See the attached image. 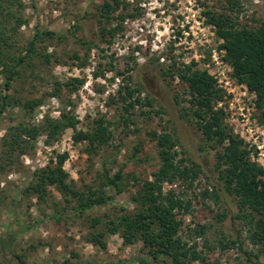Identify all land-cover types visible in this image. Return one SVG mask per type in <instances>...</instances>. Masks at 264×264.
<instances>
[{"label": "rangeland", "instance_id": "1", "mask_svg": "<svg viewBox=\"0 0 264 264\" xmlns=\"http://www.w3.org/2000/svg\"><path fill=\"white\" fill-rule=\"evenodd\" d=\"M105 1L115 4V0H23L26 23L16 35L18 42L26 44L37 27L64 31L68 40L49 43L52 44L48 48L51 62L38 64L37 74L29 75L28 79L22 77V82L20 79L15 83V89L23 98H37L52 92L56 81L63 86L60 98L48 96L32 113L18 108L9 110L0 120V141L11 116L15 121L41 125L46 115L60 118L66 111L79 120L78 129L90 131L99 116L117 124L121 122L112 144L98 153L89 155L85 143H75L73 129L67 128L52 143H47L46 136L41 135L27 154H17L15 163L0 171V236L43 220L32 230L21 233L13 243L14 250L27 262L144 264L149 261L146 264H156L142 242L125 243L120 233H112L108 223L118 222L120 216L135 210L132 195L145 180L153 179V172L160 166L157 142L149 132L167 130L178 138L177 149L203 169L191 188H183L182 183L165 184V189L182 188L192 202L190 211L183 215L180 234L190 245L197 244L208 264L216 261L243 264L246 257L238 245L223 246L237 239L241 231L245 250L258 248L247 239L246 225L236 219L235 196L225 191L217 179L215 153L209 148L200 149L207 146L206 141L193 119L188 83L180 77L178 69L194 62V68L207 69L217 79L223 94L217 107L225 111L229 127L244 138L251 157L264 166V113L256 106L255 93L234 76L233 65L220 48L222 41L205 15L207 10L238 14L243 25L260 27L264 25V0H239V5L234 7L226 0H118L120 5L115 17L108 23L106 19L100 23L97 7ZM121 14L126 17L119 19ZM103 25L108 28L106 34L101 31ZM118 26L117 33L109 30ZM76 39L94 44L93 48L88 51ZM74 54L79 57H73ZM84 60L86 64L80 67L78 64ZM169 70L174 76L166 74ZM74 79L80 81L74 84L71 81ZM125 83L140 88L135 95L153 103L152 109L150 105L135 107L134 121L128 129L121 120L125 103L119 92ZM148 110L152 112L145 113ZM136 147L141 150L137 152ZM1 151L0 143V154ZM63 153H68L64 168L78 188L100 183L98 175L105 163L112 174L124 167L125 189L118 193L116 188L106 187L111 200L83 214L74 212L72 204L64 200L55 186L49 187L51 197L47 202L37 194L24 193L31 173L56 162L57 155ZM206 190L208 193L215 190L218 198L205 195ZM58 210L65 212L64 215L52 218ZM224 213L226 217L222 218ZM94 218L101 221L93 225ZM202 226V234L189 230ZM99 232L104 234L102 239L107 243L104 248L92 241ZM5 258L0 253V264H8Z\"/></svg>", "mask_w": 264, "mask_h": 264}, {"label": "trees", "instance_id": "2", "mask_svg": "<svg viewBox=\"0 0 264 264\" xmlns=\"http://www.w3.org/2000/svg\"><path fill=\"white\" fill-rule=\"evenodd\" d=\"M226 1L232 7L239 5V0ZM114 2L115 4L105 1L98 5L97 15L100 23H104L105 19L108 23L112 17H115L113 15L120 3L118 0ZM24 8L23 0H0V120L9 110L18 108L26 113H32L45 103L48 96L57 98L61 96L63 85L59 81L54 83L56 87L52 92L43 97L23 98L15 89V83L20 79L22 82V77L28 79L29 75L37 74L38 64L51 62L52 54L48 53V48L52 44L49 43L68 40V35L64 31L37 27L26 44L18 42L16 35L19 28L26 23ZM129 15L135 16V14ZM205 15L208 24L215 28L218 38L222 41L220 48L225 51L226 59L232 63L234 76L245 84L249 91L255 93L256 106L264 113V25L260 27L243 25L239 21L238 14L234 16L227 12L207 10ZM119 17L124 19L126 15L121 14ZM76 28H79L78 25ZM109 30L113 34L117 33L120 26ZM101 31L106 34L108 28L103 25ZM76 42L86 45L88 51L94 45L81 39H76ZM73 57L79 56L74 54ZM85 64L84 60L78 65L82 67ZM193 64L178 70L180 77L188 83L193 119L196 120L206 141L207 146H200V149L206 151V148H209L215 153L214 168L217 179L225 191L235 196L238 209L236 219L246 225V237L258 250H245L244 241L240 240L241 231L237 239L227 242L223 247L238 245L246 257V262L243 264H264V166L251 157V150L246 146L244 138L229 127L225 120V111L217 107L218 101L223 97L222 89L217 86V79L207 69L194 68ZM171 70L166 74L174 76ZM71 81L75 84L80 80ZM140 91V88L131 87L128 83L119 89L120 98L125 103L123 106L125 112L121 115V120L127 129L134 121L132 115L136 106L143 108L150 105L151 109L153 108V103L149 99L144 101L139 94L135 95ZM150 112L152 110L145 113L150 114ZM78 122L76 116L66 111L61 113L60 118L46 115L41 125L26 123L23 120L15 121L11 116L0 141L2 150L0 171L13 165L17 154H27L34 147L39 136L45 135L46 142L52 143L67 128L73 129L72 138L75 143H85V150L89 155L98 153L99 150L112 144L121 121L117 124L105 116H99L94 119L91 131L78 129ZM149 134L152 140L157 142L160 166L153 172V179L145 180L142 187L132 195L135 210L120 216L118 222L112 220L108 226L112 233H120L125 243L142 242L148 249L149 258L156 264H194L195 262L208 264L203 252L198 250L197 244L190 245L180 234L184 225L183 215L192 207L191 200L186 198L182 188L165 189L166 183L171 185L182 183L183 188L193 187L203 173V169L186 156L184 151L180 152L177 149L178 138L170 131L152 130ZM140 150V147H136L137 152ZM136 155L135 153L134 157ZM67 158L68 153L58 154L56 162L36 168L31 173L24 193L37 194L39 199L47 202L51 197L48 189L50 186H55L64 200L72 204V210L83 214L111 200L106 187L116 188L118 193L125 189L124 167L112 174L111 168L105 163L102 165L103 172L98 175L100 183L86 184V189L78 188L75 181L70 178V173L64 168ZM204 194L218 198L215 190L212 193L206 190ZM64 213L58 210L52 218L62 217ZM221 217H226V214ZM42 221L36 220L30 226H22L18 232L0 236V253L4 258L6 257L8 264H34L27 262L18 254L13 248V243L21 233L32 230ZM100 221V218H94L93 225ZM203 228L202 226L201 229L189 230L202 234ZM103 235L102 232L95 233L92 241L104 248L107 243L102 239ZM215 264L220 263L216 261Z\"/></svg>", "mask_w": 264, "mask_h": 264}]
</instances>
